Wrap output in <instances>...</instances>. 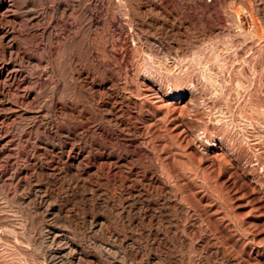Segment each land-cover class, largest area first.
<instances>
[{
	"label": "rangeland",
	"instance_id": "rangeland-1",
	"mask_svg": "<svg viewBox=\"0 0 264 264\" xmlns=\"http://www.w3.org/2000/svg\"><path fill=\"white\" fill-rule=\"evenodd\" d=\"M60 261L264 264V0H0V264Z\"/></svg>",
	"mask_w": 264,
	"mask_h": 264
},
{
	"label": "bare ground",
	"instance_id": "bare-ground-1",
	"mask_svg": "<svg viewBox=\"0 0 264 264\" xmlns=\"http://www.w3.org/2000/svg\"><path fill=\"white\" fill-rule=\"evenodd\" d=\"M11 7V9H14V4H13V2L12 3H10L9 4ZM2 25V24H1ZM3 29V28H2ZM4 35H6V33H4ZM128 104L131 106V107H133V108H136V109H138L139 108V105H138V103L137 102H132V101H130V102H128ZM146 166V165H145ZM136 175V174H135ZM143 176H144V180L147 182V185L148 184H151V185H153L154 187H156V189H161V192H163L164 194H165V201H167L168 199H170V195H171V190H170V188L166 185V184H164V183H162V182H160L159 181V179H158V177H157V175L156 174H154L153 172H151V173H147V172H145L144 174H143ZM139 189V188H138ZM130 190V189H129ZM160 194V193H159ZM161 195V194H160ZM173 199V198H172ZM174 203V202H173ZM164 205V204H163ZM169 205V204H168ZM178 209H179V212L182 214L183 212H184V210H185V208H184V206H182V205H178ZM180 214V215H181ZM183 216V215H182ZM178 218V217H177ZM101 224V223H100ZM197 226V221H196V219H192V221H191V229L193 230V229H195V227ZM199 226V225H198ZM65 246V245H64ZM156 248V247H155ZM211 251L212 252H214V253H216L217 255H218V250L217 249H211ZM209 253V252H208ZM215 255V254H214ZM83 257V256H82ZM62 262H64V261H60V264L62 263ZM65 264V263H64Z\"/></svg>",
	"mask_w": 264,
	"mask_h": 264
}]
</instances>
